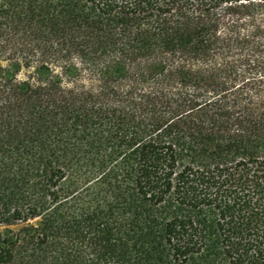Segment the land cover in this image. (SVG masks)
<instances>
[{"label": "trees", "instance_id": "obj_1", "mask_svg": "<svg viewBox=\"0 0 264 264\" xmlns=\"http://www.w3.org/2000/svg\"><path fill=\"white\" fill-rule=\"evenodd\" d=\"M0 264H264V0H0Z\"/></svg>", "mask_w": 264, "mask_h": 264}]
</instances>
